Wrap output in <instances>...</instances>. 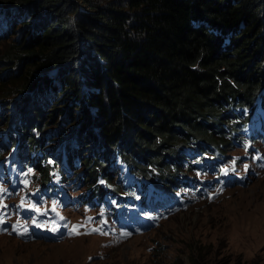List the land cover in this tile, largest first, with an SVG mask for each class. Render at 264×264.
Listing matches in <instances>:
<instances>
[{"label": "trees", "instance_id": "obj_1", "mask_svg": "<svg viewBox=\"0 0 264 264\" xmlns=\"http://www.w3.org/2000/svg\"><path fill=\"white\" fill-rule=\"evenodd\" d=\"M0 35V127L78 159L95 191L118 188L117 155L171 190L186 151L228 156L264 109V0H0Z\"/></svg>", "mask_w": 264, "mask_h": 264}, {"label": "rangeland", "instance_id": "obj_2", "mask_svg": "<svg viewBox=\"0 0 264 264\" xmlns=\"http://www.w3.org/2000/svg\"><path fill=\"white\" fill-rule=\"evenodd\" d=\"M1 39L2 52L12 48L11 39ZM233 153L236 158L247 154L236 148L228 156ZM248 165H241V173ZM100 183H93L95 189ZM70 216L83 221L81 210ZM77 233L62 242H24L0 234V264H264V170L245 185L199 197L142 236Z\"/></svg>", "mask_w": 264, "mask_h": 264}, {"label": "snow or ice", "instance_id": "obj_3", "mask_svg": "<svg viewBox=\"0 0 264 264\" xmlns=\"http://www.w3.org/2000/svg\"><path fill=\"white\" fill-rule=\"evenodd\" d=\"M33 208H34V206H33ZM34 210H35V211H39V209H35V208H34ZM2 214H3V213H0V215H2ZM33 223H35V221H33ZM38 226H39V225H38ZM96 231H99V230L97 229ZM76 234H79V233H76Z\"/></svg>", "mask_w": 264, "mask_h": 264}, {"label": "bare ground", "instance_id": "obj_4", "mask_svg": "<svg viewBox=\"0 0 264 264\" xmlns=\"http://www.w3.org/2000/svg\"><path fill=\"white\" fill-rule=\"evenodd\" d=\"M22 102V101H21ZM144 235V234H143ZM142 236V235H141ZM90 237H92V236H90Z\"/></svg>", "mask_w": 264, "mask_h": 264}, {"label": "clouds", "instance_id": "obj_5", "mask_svg": "<svg viewBox=\"0 0 264 264\" xmlns=\"http://www.w3.org/2000/svg\"><path fill=\"white\" fill-rule=\"evenodd\" d=\"M179 214V213H178ZM177 215V214H176ZM175 216V215H174Z\"/></svg>", "mask_w": 264, "mask_h": 264}]
</instances>
